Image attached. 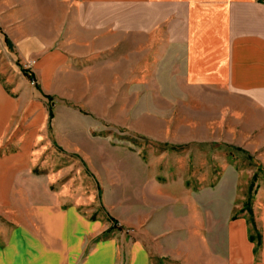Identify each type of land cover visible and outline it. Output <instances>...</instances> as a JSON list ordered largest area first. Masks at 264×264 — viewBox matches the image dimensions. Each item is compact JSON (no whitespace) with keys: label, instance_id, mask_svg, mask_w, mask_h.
<instances>
[{"label":"crops","instance_id":"1","mask_svg":"<svg viewBox=\"0 0 264 264\" xmlns=\"http://www.w3.org/2000/svg\"><path fill=\"white\" fill-rule=\"evenodd\" d=\"M0 32L2 50L38 58L46 80L59 59L64 71H93L92 83L83 84L92 90L80 92L114 94L120 75L125 93L196 95L236 134L227 140L264 166V0H0ZM2 77L1 66L0 140L21 107ZM26 158L0 155L1 204L11 201V175ZM187 199L157 207L147 226L157 244L150 245L144 233L100 239L101 221L59 210L54 197H36L35 224L0 233V243L10 239L0 244V264H152L154 254L168 264H198L190 239L214 249L213 237L225 240L224 264H264V246L253 260L244 221L229 225L227 216H216L213 227L206 204H199L202 214L192 213L198 202Z\"/></svg>","mask_w":264,"mask_h":264},{"label":"rangeland","instance_id":"2","mask_svg":"<svg viewBox=\"0 0 264 264\" xmlns=\"http://www.w3.org/2000/svg\"><path fill=\"white\" fill-rule=\"evenodd\" d=\"M0 54L2 81L21 105L1 136L0 155L27 154V163L11 175V201L0 203L1 234L34 225L36 197L50 196L59 210L101 221L100 239L114 232L127 240L144 233L150 245L157 244L147 232L157 207L190 197L198 202L190 212L202 214L199 204H206L213 227L216 216H227L229 225L244 221L249 247L255 248L252 259L260 260L264 166L227 140L236 134L221 126L219 111L196 95L125 93L120 75L114 94L80 92L92 90L83 84L92 83L93 71H64L59 59L46 80L38 58H17L1 45ZM212 240L214 249L208 241L190 239L198 264L229 260L224 238ZM151 258L152 264H168L156 254Z\"/></svg>","mask_w":264,"mask_h":264},{"label":"trees","instance_id":"3","mask_svg":"<svg viewBox=\"0 0 264 264\" xmlns=\"http://www.w3.org/2000/svg\"><path fill=\"white\" fill-rule=\"evenodd\" d=\"M24 73L28 75L33 81H35V75L32 72H30L28 69H25ZM50 114L53 115L51 111H50Z\"/></svg>","mask_w":264,"mask_h":264}]
</instances>
